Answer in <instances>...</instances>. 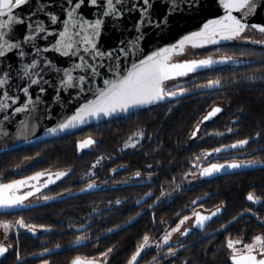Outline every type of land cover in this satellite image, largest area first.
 Listing matches in <instances>:
<instances>
[{
	"label": "snow or ice",
	"instance_id": "snow-or-ice-1",
	"mask_svg": "<svg viewBox=\"0 0 264 264\" xmlns=\"http://www.w3.org/2000/svg\"><path fill=\"white\" fill-rule=\"evenodd\" d=\"M29 2L30 0H0V124L35 111L48 87L53 86V77H56L54 100L71 92L73 100L84 97L85 102L79 104L70 116L55 127H48L46 133L50 136L77 129L91 121L130 116L139 109H151L166 103L174 105L179 103L181 98L194 93L203 95L206 92L215 94L221 90L226 91V85L221 78H209L201 83L197 76L205 70L222 72V66L244 64L241 59L227 54L229 50H236L237 45L251 43L264 46V38L251 39L249 36L250 32H255L264 37V21L257 22L260 11L264 10V0H218L224 10L222 18L209 19L198 30L184 35L171 46L155 50L136 61H131L130 67L122 68L121 61H130L131 55L139 50L138 46L145 39L147 30L166 27L169 20L176 15L202 7V0H160L163 8L158 16L154 14L155 0H65L66 19L61 21L58 15L47 12V22L37 21L34 18L35 13L29 14L27 18L17 15V10ZM84 7L96 10L95 19L84 18L81 12ZM126 15L137 17L132 26L134 35L127 41H120L117 49L103 50L99 46L98 38L101 36L105 19L122 20ZM60 22L63 28L59 31L47 26L48 23L56 25ZM49 37L54 38L51 43L38 42L48 41ZM188 49H208L214 54H223L180 61L174 59L175 56H184ZM49 53H54L57 59L51 58ZM247 54L246 51L241 52V56ZM193 55L202 54L194 52ZM247 66L251 67L250 64ZM257 67L264 69V60L260 61ZM102 71L106 75H102ZM259 78L264 80V75ZM13 79L20 81L16 91L11 89ZM256 79L255 76L246 80L236 78L231 81V85L237 86L241 82L251 84L255 83ZM172 81L175 83H168ZM88 96L92 98L89 100ZM222 111L219 105L207 111L202 119L195 123L189 140L238 133L235 128L238 117L231 121V126H228L226 131L208 132L204 129L202 132V126ZM19 122L21 128L17 130V138L27 139L25 133L29 131V125L23 118ZM0 135L9 136L10 131L0 128ZM145 139H152L146 131L133 132L118 151L124 153L132 150L135 154L143 147ZM262 139L264 128L247 138L236 139L230 144H221L211 150L205 149L193 154L186 161L187 167L181 174L167 178V187L161 184L157 189L158 194L148 190L137 198L134 202L136 208L144 209L145 205L147 208L145 211L137 210L135 216L125 224L132 225L138 218L150 213L152 227L141 235L140 242L134 251H131L125 264H143L150 254L152 260L149 264H163L164 261L175 264L181 250H187L186 238L190 237L194 229L207 235V229L212 227L214 222H218L215 218L221 217L226 208L223 202L215 205L214 210L205 208L207 193L185 204L181 211L175 213V220L171 223L163 219L158 220L155 209L169 201L175 193L181 192L183 186L191 184L194 179L211 178L222 172H239L244 169L258 168L264 171V159L258 158L260 153H264V149L254 153L257 158H241L237 155L225 163L212 162L213 159L221 158V153L229 150L245 153L252 142ZM97 144V140L89 137L77 142L76 148L78 153H83ZM111 159V156L101 155L90 164L79 177L77 186H84L79 187L78 193L69 188L64 192H57L56 195L49 194L54 191L50 186L75 174L71 168L66 171L45 169L8 182H4L7 177L0 174V217L14 218L0 219V264H4L9 256L14 257L15 264H29V257L22 254L20 247L21 230L41 240L42 250L31 254L33 258H39L41 264H50V254L62 247L56 244L49 248L42 241V234L52 233L53 227L26 223L21 214L23 210L47 205L51 201H63L65 196L78 199L102 190L122 191L125 185L147 189L153 187L155 173L150 162L122 181H117L116 176L121 168L130 171L128 166L111 168L110 180L98 183V172L106 170L105 161ZM10 171L20 175L16 169ZM32 198H35L34 203L31 202ZM243 199L246 203L245 209L233 215L226 223H221L220 227L215 229V234H226L223 247L229 253V264H264V231L251 235L250 242L248 237L237 239L228 234L230 226L246 217L254 219L257 226L264 230V213H261V209H264V191L257 192L256 186L253 185ZM128 202L127 198L108 200L104 209L95 204L89 205L83 215L63 225L75 237L72 242L74 246L97 249L95 254L74 257L69 264H110L111 257L118 249L113 245L101 250L100 242L125 225L109 227L100 235H95L92 230L99 222L98 217H103L106 212L118 209ZM158 226L161 235L157 237ZM174 234H178L177 240H173ZM211 238L209 236V239ZM73 250L79 251V248L73 247ZM183 264H189V261L185 260Z\"/></svg>",
	"mask_w": 264,
	"mask_h": 264
},
{
	"label": "trees",
	"instance_id": "trees-1",
	"mask_svg": "<svg viewBox=\"0 0 264 264\" xmlns=\"http://www.w3.org/2000/svg\"><path fill=\"white\" fill-rule=\"evenodd\" d=\"M249 36L251 39L264 38L255 32H250ZM244 51L248 54L241 56V52ZM227 54L241 59L244 61V64L222 66L224 71H215L219 72V74H216L213 78H221L226 85V91L221 90L215 93V95H212L211 98L204 96L202 98L198 94L194 98L183 97L180 99V103L171 108L172 111L169 114L167 112L173 104H165L164 106L157 107L158 111L159 109L166 108L164 113L160 111L155 113V124L158 127L157 163L154 164L156 167L155 179L157 181V189L161 184H164L165 187L168 186L165 183L168 177L181 174L187 167L186 161L193 154L200 153L205 149L211 150L212 148L221 146V144H230L236 139L247 138L250 135H254L256 131L264 128V80L259 78L264 75V69L257 67L260 61L264 60V49L237 45L236 50H229ZM249 64L251 67L247 66ZM252 76L257 77L255 83L241 82L237 86L231 85L233 79L242 78V80H246ZM213 104H219L223 108V112L219 118L217 117L203 125L202 132L204 129H207L208 132L226 131L227 127L231 126V121L238 117L239 119L235 124L238 133H234L231 136H206L203 140L197 139L190 141L188 137L193 130L194 124L201 119ZM119 124L120 121H113L111 124L105 123L97 128L94 126L91 127L95 129L91 134L98 141V144L95 146L94 154H89L87 157L88 160L86 161L81 160L77 156L75 143L78 138L77 135L80 132H84V129L79 131V133L59 137L35 146H28L19 150L2 153L0 155V174L6 176L7 179L11 178V169H15L25 160H33L34 166L31 169L32 171L40 170L42 168L40 165H43V167H72L75 174L71 177L77 182L76 180L79 179L82 171L87 168L90 159L93 161L98 154L107 155V153L115 152L111 156L113 159L105 161L104 168L106 170H100L98 172L100 177L99 182L103 181V176L107 175L111 168H119L122 164L117 149L122 134ZM108 126L111 128L109 129ZM91 128L89 127L87 129ZM127 132L129 130L125 131L126 134H128ZM44 144L47 146H44ZM260 149H264V139L252 142L245 153H240L239 150L234 152L238 153L241 158H257L254 156V153H259ZM37 154L39 155L37 156ZM258 158L264 159V153H260ZM147 163H135L132 160L130 162L127 161L129 169L132 172L143 169ZM121 173L122 171L116 176L117 181H119V175ZM253 185L256 186L257 192L264 191V171L244 172L190 187L184 185L181 192L175 193L169 201H166L162 205L165 207L170 206V210L173 212L171 215H174L176 212L181 211L185 204H189L197 196L205 192H212V204L210 205L223 202L226 205V215L230 219L233 215L245 209L246 203L243 196ZM133 189L128 191L132 192L134 191ZM108 192L109 200H114L122 198L124 190H108ZM94 195V197L82 198L81 200L84 199V202L78 204L86 205L91 203L90 199H93L94 204L102 206L104 195H100L99 193ZM207 203H209L208 200ZM129 206L130 204H126L120 206L118 209H113L110 212L109 223L104 229L107 230L109 227H115L117 224L123 222V216L132 214L134 207L132 204V207ZM161 212L166 213L164 211ZM261 213H264V209H261ZM38 215L39 210H35L23 216H27V220L30 223L43 224ZM149 227L148 219L141 218L133 226L117 233L109 240H101L99 248L102 250L115 245L118 251L111 257L110 264H125L131 251H134L135 246L140 242V240L135 239L140 238ZM261 231L264 230L259 228L250 218H244L231 227L228 234L238 238L242 236L248 237V240H250L251 235L259 234ZM23 249L21 247L22 253L25 252ZM90 249L93 250L91 255L97 252L96 248L90 247ZM203 252V249L200 248L189 251L186 254L187 258H189V264H218L220 262L218 257L211 260L206 259ZM26 254H29V252H26ZM183 259L186 258L180 257L179 262ZM4 264H15L14 257L9 256L4 261ZM62 264H69V262Z\"/></svg>",
	"mask_w": 264,
	"mask_h": 264
},
{
	"label": "flooded vegetation",
	"instance_id": "flooded-vegetation-1",
	"mask_svg": "<svg viewBox=\"0 0 264 264\" xmlns=\"http://www.w3.org/2000/svg\"><path fill=\"white\" fill-rule=\"evenodd\" d=\"M196 53H201L202 55H190V54H193V53H189L188 56H187V59L203 58L204 56H208V55H214V56L222 55V53H215L214 54L211 51H209L208 49H204L202 51H197ZM216 74H219V72H215V71L211 72V70H205L204 73H201V74H199L197 76V79H198L199 82L202 83V82L206 81L209 78H213ZM206 93L201 95L202 98H204V97L211 98L212 95H215V94H209V93H207L208 94L207 95ZM196 95L197 94L194 93V94H192L190 96H187V97L194 98V96H196ZM179 103H180V100H179ZM177 104L178 103L172 105L171 108H173ZM164 105H160V106H164ZM217 105H219V104H213L209 108V110H207V111H210L212 107L217 106ZM157 107L158 106L153 107L151 109L144 110V111H140V112H138L136 114H132L130 116H127V117H124V118H121V119H118V120H115V121H120L119 125H120V129L122 131L121 132L122 133L121 134V141H120L119 146H118L117 149H119L122 146L123 142L128 139V136H130L129 134L131 132L144 130V131L147 132V134L149 136L152 137V139L150 141L145 139V141L143 143V147H141L139 152H137L135 154H133L132 150H128L127 152H124V153H121V152L118 151V153L120 155V160L122 161L121 166L122 165H127L128 169H129V165L127 164V161L130 162L131 160L134 161L135 163L136 162H143V163H147V162L149 163L150 162V163L153 164V166H154V164L157 163L156 154H157V151H158V149H157V145H158L157 129H158V127L155 124V121H156L155 113H157L159 111L164 113L165 110H166V108H162V109H159V111H158ZM171 108L169 107V109H171ZM167 109H168V107H167ZM171 111L168 110L167 114L171 113ZM222 112L220 114H218V116H217L218 118L220 117ZM202 117H201V119H202ZM217 117H215L214 119H216ZM208 122H210V121H208ZM208 122H206V123H208ZM108 124H111V122L108 123ZM99 126H94V127L97 128ZM108 128L110 129L111 127L108 126ZM94 130L95 129L91 128V129H85L84 132H80V133L78 132L79 133L77 135L78 138L76 139L75 143L77 144V142H79L81 140H84V139H87L89 137L94 139V137L91 134V132H93ZM127 130H129L130 133L127 132L128 134H126L125 131H127ZM202 130H203V126H202ZM44 146H47V145L44 144ZM95 146L96 145H94L91 149H86L83 153H78L77 148H76L77 156L79 158H81V160H83V161L88 160V158H87L88 155L89 154H94ZM44 148H46V147H44ZM234 151H236V150H231V151H228L226 153H222V154H220L221 158L213 159L212 162L225 163L228 160H230V159L234 158L235 156L239 155L238 153H236ZM114 154H115V152H112V153L110 152V153H107V155H104V156H113ZM91 163H93V161H91V159H90L87 168H85L84 171H82L81 175L88 169V167L90 166ZM33 166H34L33 160H25L24 162L21 163V165H19V167L15 168L16 171L20 175H17L16 172H12L11 178H8L4 182H8V181H10L12 179L22 178L23 176H29V175H32L33 173L37 172V171H43L45 169H48V170H51V171H66V170H68L70 168L73 169L72 167H69V168H63V167H58V166H54V167H46V166H44L43 167V165H40V167H42L40 170H36V171L33 170L32 171L31 169L33 168ZM121 171H122V173L119 175L120 176L119 177V181L127 179L133 173L132 170L128 171V170H124L123 168H121ZM153 171H154V173L156 175V167L155 166L153 168ZM249 172H251V171H249ZM109 174H110V171L108 172L107 175L103 176L104 180H110V175ZM237 174H241V173H235V174H231V175H216L214 177L204 178V179H194L191 184H185V185L190 187V186H194V185H199L200 183H203V182L216 180V179L222 178V177H230V176L237 175ZM155 175L153 177V179L155 180V183L153 184V187L151 189H147V188H144L142 186H131V185H125L124 186V192H123V195H122L123 196L122 199H125V198L128 199L129 202L127 204H130L129 207H132L131 204L133 205L134 212L132 214H130V215L123 216V219H122L123 222H121L120 225H124L126 221L131 219V217L135 216L137 210L145 211V209L147 208L146 205H145L144 209H137L134 202H135V200L137 198L141 197L145 191L152 190L154 192H157V181L155 179ZM78 180H76V181L78 182ZM77 182H75V180L72 177L71 178H64L63 180L58 181L56 185L50 186L51 188L54 189V191L50 192L49 194L50 195H56L57 192H64L66 189H69V188H71V190L73 192H78L79 191V187H82L84 185L77 186ZM97 182L100 183L99 180ZM74 185H76V186H74ZM133 185H135V181H133ZM133 188H136V189H133ZM131 189H133L134 191L129 192L128 190H131ZM103 191H105V192H103ZM98 193L100 195L101 194L104 195L103 196L104 200L102 201V206L98 204V206L101 209H104L106 207L107 201L109 200V198H108L109 197L108 196L109 192H108V190H102V191H99ZM205 193L208 194V196L206 197V200L209 201V203L205 204V208L214 210V206L218 205V204L210 205V204H212L211 203L212 196H213L212 192H205ZM205 193H203V194H201L199 196H204ZM94 196H95L94 194L85 195L82 198L94 197ZM82 198H78V199L68 198V199L63 200V201L50 203V204H47V205H40V206H38L36 208H33V209L23 210L22 213H21L22 215H24V214L29 213L31 211L39 210V215L38 216L41 218V222H43L44 225H50V226L53 227L54 231L52 233H44V234H42V241L44 243H46L49 248L54 247L56 244H60L62 247L59 249V250H61V252L50 254V256H49L50 264H55V260L59 259V258H62V256H65L67 258L65 263H68V262H70L71 259H73L76 256H88V255H91V252L93 251L92 249H90V247H84V246L79 247V251H74L73 249L67 250V248L69 246L73 245L72 242L74 241L75 237L71 234V232L66 227H63V225H66L68 222L73 221L77 216L83 215L87 211L88 206L94 204L93 203V199H90L91 203H88L86 205H84V204L79 205L81 202H84V199L81 200ZM34 201H35V198H32L31 202L34 203ZM95 205H97V204H95ZM122 206H124V205H122ZM155 211L157 213L158 219H163L165 221H168L169 223H171V222H173L175 220V214L171 215L173 212H171L170 206L169 207H165L163 205H160L158 208L155 209ZM161 211H164L166 213H162ZM24 218H25L26 223H30L27 220V216H24ZM141 218L148 219V222L150 224L149 228L152 227V225H151V214L150 213L145 214ZM141 218H138L137 221H139ZM228 218L229 217H228V215H226V208H225V211H224L223 215L221 217L215 218V220H217L218 222H214L213 226L209 227L207 229V235L215 232V229L219 228L221 223H226L227 220H229ZM246 218H248V217H246ZM0 219H14V218L13 217H0ZM109 219H110V212H106L103 217H98V221L99 222L95 224V226H94V228L92 230L93 233H95V235H100L103 232H105L106 229H104V228H106V226L108 225ZM250 219L256 224L254 219H252V218H250ZM134 224L129 225L126 228H122L118 232H116V233H114L112 235H109L107 239H102V240H109L111 237H113L117 233H119V232H121V231H123V230H125V229H127V228H129L131 226H133ZM233 226L234 225L230 226V228L233 227ZM159 228L160 227L158 226L157 229H156V236L157 237L159 235H161V229L159 230ZM207 235L204 232H202V231H200L198 229H194L193 233L190 235V237L186 238L187 250H183V249L181 250V252L178 254V258L175 259V264H183V262L185 260L188 261L189 258H187L186 254L189 251L196 250L197 248L198 249L199 248L203 249V251H204L203 255H204V257L206 259H208V260L210 259L211 260V259H216L218 257L219 260H220V262L218 264H229V260H228L229 253L223 247L224 236L226 234H216L214 236H211L212 237L211 239H209V237H205ZM233 237L238 239V237H236V236H233ZM177 239H178V234H174L173 235V240H177ZM19 240H20V247H22V244L24 246L23 250L25 252H23L22 254L27 256V257H29V258L32 257L31 256L32 253L39 252V251L42 250V248L40 247L41 240L35 239L34 237L31 236L30 233H28V232H26L24 230L20 231ZM135 240H140V239L138 238V239H135ZM199 240H201V241L198 242ZM248 242H250V240H248ZM193 244H195V245H193ZM86 248H87V250L88 249H90V250L87 251V250H85ZM81 251H82V254H79V252H81ZM26 252H29V254H26ZM180 257H183V258L185 257L186 259H183V260H181L179 262ZM151 260H152V255L150 254V255H148L145 258L143 264H149V262ZM29 264H41V262H40L39 258H34V259H29ZM163 264H168V262L164 261Z\"/></svg>",
	"mask_w": 264,
	"mask_h": 264
},
{
	"label": "water",
	"instance_id": "water-1",
	"mask_svg": "<svg viewBox=\"0 0 264 264\" xmlns=\"http://www.w3.org/2000/svg\"><path fill=\"white\" fill-rule=\"evenodd\" d=\"M41 8H43V11H41ZM162 8L163 6L160 0H155L154 14L158 16L162 11ZM47 12H51L58 15L61 18V21H63V19H66L65 0H30L28 4L23 6L21 9L17 10V15H22L25 18H27L29 14L35 13L34 18L37 21L44 20L47 22V17L45 16V13ZM81 12L84 18L95 19L94 16V13L96 12L95 9L91 7H84L81 9ZM223 16H224V10L222 7H220L218 0H202V7L191 9L183 12L182 14L176 15L174 18H171L169 20V23L166 27L162 29L147 30L145 39L143 40L142 44L138 46L139 50L135 51L131 55L130 61L122 60L121 67L122 68L130 67L131 61H136L138 58L149 55L153 51L159 50L162 47H169L173 43H176L184 35L189 34L192 31L198 30L207 20L222 18ZM136 19L137 17L135 15H126L122 20H114L111 18L105 19V22L102 25V29H101V36L98 38L99 46L103 50L117 49L119 47L120 41H127L130 37L134 35L132 26L135 24ZM262 21H264V10H261L259 16L257 17V22H262ZM47 26L57 31L62 30L63 28L62 22L57 23L56 25H51L50 23H48ZM53 39L54 38L49 37L48 41H38V42L51 43ZM244 45L264 49V46L256 45V44L249 43ZM202 50L204 49H196V50L188 49L184 56H175L174 59H176L177 61L184 60L187 59L189 53H194ZM48 55L54 60L57 59L54 53H49ZM102 75H106V73L102 71ZM56 82H57V78L53 77V86L48 87L47 93L42 97V102L38 105L35 111L31 112V114H21L19 117H16L10 120L9 122L0 124V128L10 131L9 136L0 135V155L5 152L19 150L28 146H35L37 144L44 143L59 137L77 133L81 130L87 129L92 126L103 125L105 123H110L112 121L127 117V116H120L111 119H104L99 122L91 121L89 124L81 126L77 129L67 131L64 133H59L55 136H50L46 133V129L48 127H55L57 124H59L68 116H70L73 113V111L78 107L79 104L85 102L84 97H81L80 99L77 100H73L71 92H69L67 95L62 94L59 98L54 100V97H56V92H55ZM168 83L171 84L175 82L172 81ZM19 86H20V81L13 79V81L11 82L12 91H16ZM91 98H92L91 96L87 97V99L89 100ZM144 110L147 109H139L135 112V114ZM21 118H23L25 122L29 125V131L25 133V135H27V139L17 138L18 136L17 130L21 128V124L19 122ZM255 170H260V169L258 168L244 169V170H240L239 172L236 171L222 172L217 175H231L235 173H244ZM68 198H69L68 196H65L64 200ZM59 201L60 200L51 201L49 202V204ZM38 206L40 205H37L34 208ZM124 225H125L124 228L129 226L126 224ZM112 234L114 233H111L109 235ZM214 235H216L215 232L205 237L214 236ZM200 241L201 240H199L198 242ZM73 247L79 248L81 246L72 245L69 246L67 250H71L73 249ZM57 252H61V250L58 249L54 253ZM29 259H34V258L30 257Z\"/></svg>",
	"mask_w": 264,
	"mask_h": 264
},
{
	"label": "rangeland",
	"instance_id": "rangeland-1",
	"mask_svg": "<svg viewBox=\"0 0 264 264\" xmlns=\"http://www.w3.org/2000/svg\"><path fill=\"white\" fill-rule=\"evenodd\" d=\"M171 108V107H170ZM140 131V130H139ZM135 132H137V131H135ZM132 133L133 132H131L129 135H132ZM129 137V136H128ZM99 156H101V154H98V156L97 157H99ZM97 157H95L94 158V160H93V162L97 159ZM118 199H122V198H118ZM115 200V199H114ZM113 200V201H114ZM22 248H24V246H23V244H22ZM90 253V252H89ZM92 253V252H91ZM79 254H82V251L81 252H79ZM66 257L65 256H62V258H59L58 260L56 259L55 260V264H62V263H65V261H66Z\"/></svg>",
	"mask_w": 264,
	"mask_h": 264
}]
</instances>
